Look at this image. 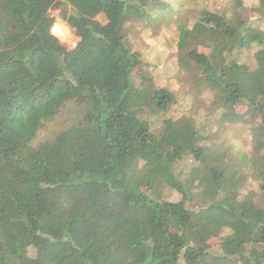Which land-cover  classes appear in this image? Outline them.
<instances>
[{
  "label": "trees",
  "instance_id": "obj_1",
  "mask_svg": "<svg viewBox=\"0 0 264 264\" xmlns=\"http://www.w3.org/2000/svg\"><path fill=\"white\" fill-rule=\"evenodd\" d=\"M136 1L0 0V264H264V38L236 13L179 10L189 90L226 106L223 122L240 121L242 105L259 116L252 195L239 166L210 163L207 132L154 84L126 26L149 19ZM58 8L72 48L51 32ZM251 47L254 70L239 61ZM52 120L59 129L40 138ZM169 141L194 159L185 177ZM165 188L180 199L164 200Z\"/></svg>",
  "mask_w": 264,
  "mask_h": 264
},
{
  "label": "rangeland",
  "instance_id": "obj_2",
  "mask_svg": "<svg viewBox=\"0 0 264 264\" xmlns=\"http://www.w3.org/2000/svg\"><path fill=\"white\" fill-rule=\"evenodd\" d=\"M253 0H137L135 6L145 8L149 19L134 22L126 25L128 35L132 38L134 48L138 49L145 62V67L151 75L156 86H167L176 95L177 104L175 113H191L196 126L207 132L206 144L217 149L218 155L210 158V163L219 166L223 163L236 164L242 173V184L240 191L244 194L254 195L258 192L259 179L256 177L253 166L252 150L254 146L252 127L259 120L256 113L247 111L242 105L238 109L243 117L240 121L223 122L219 119L220 110L226 108L215 107L211 104L210 94L192 93L186 83L185 75L177 67V29L179 22L183 19L180 9L207 8L210 10H226L231 16L233 13L244 18L261 32L264 38V10H257L251 6ZM69 8V7H68ZM54 18V24L63 25V37L56 36L61 43L68 48L75 46L79 38L73 30L60 19V9L49 11ZM97 19L102 20L101 16ZM53 34V33H52ZM55 35V34H54ZM187 47L199 52H206V49L189 42ZM255 47H251L246 53L240 56L239 61L246 63L251 70L256 67L253 53ZM143 117L149 118L156 126L160 124V117L157 118L145 111ZM56 120H52L40 132V138L52 131L59 129ZM168 156L175 161V170L182 177L189 174L194 164V159L190 154H185L180 158L173 156L172 143L167 144ZM195 179V178H194ZM200 189L204 188L208 180H196ZM181 195L169 188H165L163 199L167 201H178ZM252 201L254 202L255 197Z\"/></svg>",
  "mask_w": 264,
  "mask_h": 264
},
{
  "label": "bare ground",
  "instance_id": "obj_3",
  "mask_svg": "<svg viewBox=\"0 0 264 264\" xmlns=\"http://www.w3.org/2000/svg\"><path fill=\"white\" fill-rule=\"evenodd\" d=\"M63 28H65L63 25L59 24V23H55L53 24V26L51 27V32L53 34H55V36L58 37H63Z\"/></svg>",
  "mask_w": 264,
  "mask_h": 264
}]
</instances>
